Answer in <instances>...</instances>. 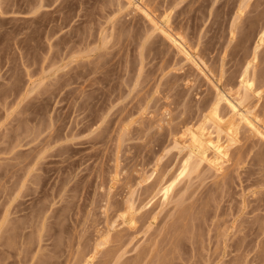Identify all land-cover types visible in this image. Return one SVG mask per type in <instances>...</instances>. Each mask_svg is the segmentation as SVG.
<instances>
[{
  "label": "rangeland",
  "instance_id": "374dc122",
  "mask_svg": "<svg viewBox=\"0 0 264 264\" xmlns=\"http://www.w3.org/2000/svg\"><path fill=\"white\" fill-rule=\"evenodd\" d=\"M39 1L0 0V264H264V139L225 100L224 166L159 191L187 151L216 160L191 131L217 89L264 129V0H143L206 73L142 0Z\"/></svg>",
  "mask_w": 264,
  "mask_h": 264
},
{
  "label": "bare ground",
  "instance_id": "6f19581e",
  "mask_svg": "<svg viewBox=\"0 0 264 264\" xmlns=\"http://www.w3.org/2000/svg\"><path fill=\"white\" fill-rule=\"evenodd\" d=\"M41 1V0H40ZM39 1V2H40ZM72 1V0H71ZM129 4H134L135 2H137L138 0H126ZM145 1V0H144ZM39 2H38V5H39ZM150 2V1H149ZM248 2H249V0H243L242 1V3H241V6H240V10H241V12H242V10L244 9V8H246L247 7V5H248ZM147 3V2H146ZM146 3H143V0L141 1V2H139L138 4H135L136 6L134 7V8H137V10H139V11H141L147 18H148V21H150L151 22V24H150V27L152 28V26H153V29L154 30H159L160 32H161V34H163V36L166 38V39H168L169 40V42H171V44H173V46H175L176 48H177V50L184 56V58L188 61V62H191V63H194L193 65L194 66H198V69H199V64H198V62H197V60L195 59V57H194V55H195V53L193 54L192 53V51H191V49H190V46H189V44L187 45V42H186V38H184V36H182V34H180V33H177V32H175L174 30H173V28H171V26L169 25V23L167 22V20L166 19H164V20H158V18H157V16H155L154 15V13H153V9L151 10L150 8H149V6H148V4H146ZM41 4H42V2H41ZM44 4V3H43ZM37 5V6H38ZM54 5V4H53ZM62 6V5H61ZM65 6V5H64ZM38 7H40V6H38ZM38 7L36 8V10L38 9ZM42 7V6H41ZM68 7V6H67ZM239 10V11H240ZM34 11H35V7H34ZM138 11V12H139ZM37 12V11H36ZM71 12V11H70ZM45 13V12H44ZM141 13V14H142ZM142 14V15H143ZM41 22V21H40ZM33 23H34V21H33ZM37 23V22H36ZM35 23V24H36ZM264 25V24H263ZM41 29V28H40ZM34 30V29H33ZM235 30V29H234ZM28 31V30H27ZM158 31V32H159ZM150 32V31H149ZM261 34H260V37H259V44L258 45H261V44H263L264 43V29H262V32H260ZM28 34V33H27ZM234 34V31L232 30V35ZM148 35V34H147ZM102 37V36H101ZM22 38V37H21ZM31 39V38H30ZM106 41V40H105ZM102 42V41H101ZM108 44V43H107ZM104 46H105V44H104ZM192 47V46H191ZM259 46H257V48H258ZM106 49V48H105ZM100 54V53H99ZM106 54V53H105ZM101 55V54H100ZM197 56V58H198V60L200 61L201 59H199V57H198V55H196ZM255 56H256V53H255V55H254V60L253 61H255ZM96 62V61H95ZM101 62V61H100ZM200 62H202V61H200ZM196 64V65H195ZM67 66V65H66ZM196 66V67H197ZM202 66V65H201ZM204 66V65H203ZM206 67V66H205ZM204 67V68H205ZM94 68V67H93ZM203 68V67H202ZM204 68L202 69V70H204ZM208 68V67H207ZM206 68V69H207ZM249 68H250V64H249V66H248V68H247V70H246V72H245V74H244V76H243V79H242V81H241V83L243 84V86H244V88H245V91L246 90H248V82H249V79H248V72H249ZM95 69V68H94ZM200 71H202L201 70V67H200V69H199ZM210 70V69H209ZM207 71V70H206ZM204 72H205V70H204ZM92 73V72H91ZM206 73V72H205ZM250 85V84H249ZM216 86V85H215ZM31 87V86H30ZM32 87H33V84H32ZM218 86H216V88H217ZM221 89V88H220ZM216 92H217V98H216V100L214 101V103H213V106H212V108H211V111H210V115H211V119L213 120V125H211V123H210V125L212 126V129L213 130H211L210 132H209V134H208V138L205 140L204 138H203V134H200V133H198L197 131H194V130H192L191 131V139H192V142H193V144L194 145H196V146H198V147H204V146H207V147H209L212 151H213V153L215 154V156H216V160L215 159H213L212 157H211V155H208V154H203V155H201L199 152H197L196 150H194V149H191V150H189V151H187V153H186V155L184 156V158H183V160H182V164L180 165V168L178 169V171L177 172H175L172 176H171V178L169 179V181H167V182H165L166 180L165 179H163V183H162V185H161V188H160V192H161V195H162V198H163V203H166L168 200H169V197L172 195V192H173V189L177 186V184L182 180V179H184L185 177H187L188 175H190V173L194 170V168H197V166L196 165H198L199 163H203V162H205V161H207L209 164H212V165H214L217 169H221L223 166H224V163L226 162V160L229 158V146L234 142H232L229 146H226L225 145V142H221V140H222V138H224V137H222L221 139H220V136H219V133H220V127H221V124L223 123V121H224V118L226 117H224L223 116V114H225L224 112L222 113L221 111H222V108H220V106H222L221 104H222V102H224V101H222V100H225L228 104H229V107L231 108V110H230V108H229V110L230 111H232L234 114H237L238 116H239V119L241 120V121H243L245 124H246V126L247 127H249V129L254 133V134H256V135H258V136H260V137H262L263 139H264V129L261 127V125H260V123L259 122H261V119H260V121L258 122V117L257 118H253L252 116H250L247 112L245 113V112H242L241 111V109L239 108V105L237 104V103H235L233 100H231L232 98H228L227 96H226V94H224L223 92H221L219 89H217L216 90ZM227 92V91H226ZM228 93V92H227ZM246 93V92H245ZM240 94H242V93H240ZM239 94V92H238V95H240ZM242 95H244V94H242ZM243 97V96H242ZM242 97H239L240 99H242ZM233 98H235V100H238L239 98L238 97H233ZM244 98H247V97H245L244 96ZM242 100H244V99H242ZM222 101V102H221ZM245 101V100H244ZM211 102V101H210ZM240 102V101H239ZM211 103V104H212ZM241 103V102H240ZM242 104H243V101H242ZM228 107V106H227ZM209 108L207 107V110H208ZM246 109V108H245ZM248 109H249V107H248ZM247 109V110H248ZM206 110V111H207ZM226 112V111H225ZM232 112H229V114L230 113H232ZM201 113H205L204 111L203 112H201ZM253 113V112H252ZM251 114V113H250ZM228 115V114H227ZM253 115V114H252ZM201 116H203V114L201 115ZM206 116V115H205ZM254 117H255V115H253ZM200 118H202V117H200ZM199 119V117L196 119V120H198ZM238 119V120H239ZM200 120L201 119H199V121H196L194 124H192V125H195L196 123H198V122H200ZM236 120H237V117H236ZM192 121V120H191ZM193 121H195V120H193ZM235 121V120H234ZM241 121H240V125H241ZM209 122V121H208ZM208 122H206L205 124L208 126ZM239 122V121H238ZM262 122H263V120H262ZM261 122V123H262ZM184 123V122H183ZM188 123H191V122H188ZM201 123V122H200ZM208 123V124H207ZM235 123V122H234ZM233 123V125L235 126V124ZM236 124H237V122H236ZM186 125V124H185ZM190 125V124H189ZM191 125V126H192ZM240 125H239V127H240ZM184 126V125H183ZM186 126H188V125H186ZM196 126V125H195ZM199 126V125H198ZM206 126V130H207V128L208 127H210V126H208L207 127ZM233 126V127H234ZM193 127V126H192ZM233 127H232V125H231V127H230V131L231 132H233ZM180 128V127H179ZM188 129H189V126L187 127ZM211 128V127H210ZM235 128V127H234ZM182 129V128H181ZM203 129H205V125L203 126ZM209 129V128H208ZM18 131V130H17ZM180 131H182V130H180ZM187 132L189 131V130H186ZM224 131V130H223ZM229 131V130H228ZM237 131V130H236ZM187 132H185V133H187ZM184 133V134H185ZM183 135V134H182ZM228 135V134H227ZM236 135H238V133H236ZM175 136V135H174ZM75 137V136H74ZM173 137V136H172ZM230 138V137H229ZM234 138V137H233ZM240 138V137H239ZM227 139V138H226ZM231 139V138H230ZM235 139V138H234ZM232 140V139H231ZM241 140V139H240ZM175 141V140H174ZM188 141V140H187ZM227 141V140H226ZM236 141H237V139H236ZM173 143V142H172ZM175 143V142H174ZM184 143H186V145H187V142H184ZM178 144V143H177ZM174 145H176V143L174 144ZM189 145V144H188ZM187 145V146H188ZM178 146H180L179 144H178ZM177 147V146H176ZM185 149V148H184ZM184 149H183V151H184ZM179 150V149H178ZM182 151V152H183ZM211 154V153H210ZM18 156V155H17ZM19 158H21V157H19ZM11 161V160H10ZM12 162V161H11ZM19 162V161H18ZM17 162V164H19ZM10 163V162H9ZM23 163V162H22ZM206 163V162H205ZM4 164V163H3ZM2 164V165H3ZM13 164H15V163H13ZM207 164V163H206ZM12 165V164H11ZM25 165H27V164H25ZM201 165V164H200ZM4 166V165H3ZM2 166V167H3ZM6 166V165H5ZM15 166V165H14ZM19 166H20V164H19ZM37 166V165H36ZM35 166V167H36ZM196 166V167H195ZM17 167H18V165H17ZM16 167V168H17ZM21 167H24L23 166V164H22V166ZM199 165H198V169H199ZM4 168V167H3ZM28 168V167H27ZM30 168V167H29ZM15 169V168H14ZM7 170V169H6ZM9 171V170H8ZM21 171H23L22 170V168H21ZM27 171V170H26ZM35 171H36V169H35ZM3 172V171H2ZM10 172V171H9ZM217 172H219V171H217ZM14 173H15V170H14ZM4 174H6L7 175V173H5L4 172ZM9 175H11V174H9ZM25 175V174H24ZM30 176V175H29ZM31 177V176H30ZM3 178V177H2ZM10 178V177H9ZM21 178H23V177H21ZM29 178V177H28ZM38 178V177H37ZM42 179V178H41ZM22 180V179H21ZM35 180V179H34ZM38 180V179H37ZM20 181V180H19ZM29 181H30V179H29ZM27 183V182H26ZM39 186H40V184H39ZM38 187V186H37ZM23 191V190H22ZM11 193H12V191H11ZM23 194V193H22ZM21 194V195H22ZM13 195V194H12ZM20 197V196H19ZM10 199H11V197H10ZM130 205H131V203H129ZM21 205V204H20ZM14 206V205H13ZM132 206V205H131ZM133 206H134V204H133ZM23 210V209H22ZM17 211V210H16ZM10 212V211H9ZM40 214V213H39ZM11 218V217H10ZM13 219H15V218H13ZM16 219H18V218H16ZM31 219V218H30ZM12 220V219H11ZM23 220V219H22ZM25 220V219H24ZM10 221V220H9ZM16 221V220H15ZM14 221V222H15ZM19 221V220H18ZM12 222V221H11ZM11 224H13V223H11ZM15 224V223H14ZM39 225V224H38ZM7 226H8V224H7ZM18 226V225H17ZM40 228V227H39ZM22 229V228H21ZM6 236V235H5ZM4 236V237H5ZM8 238V237H7ZM11 238V237H10ZM9 239V238H8ZM106 241V240H105ZM5 242V241H4ZM102 242V241H101ZM101 244V243H100ZM103 244V243H102ZM10 245V244H9ZM13 246H14V244H13ZM99 248V247H98ZM3 260H5V259H3Z\"/></svg>",
  "mask_w": 264,
  "mask_h": 264
}]
</instances>
